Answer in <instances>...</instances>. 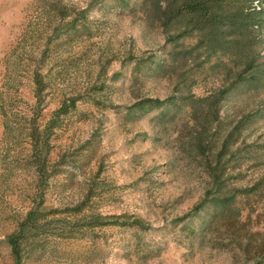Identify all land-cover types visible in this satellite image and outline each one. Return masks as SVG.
Here are the masks:
<instances>
[{
	"label": "rangeland",
	"instance_id": "374dc122",
	"mask_svg": "<svg viewBox=\"0 0 264 264\" xmlns=\"http://www.w3.org/2000/svg\"><path fill=\"white\" fill-rule=\"evenodd\" d=\"M140 2L0 0V264L264 261V79L229 94L204 152L197 149L201 127L187 108L168 123L155 119L156 110L127 117L141 100L178 95L173 78L137 65L168 60L172 47ZM74 23L78 30L69 31ZM196 41L186 39L183 49ZM259 62L264 71V58ZM222 64L234 66L223 54L201 67L189 60L192 93L226 87ZM35 71L45 90L37 91ZM72 99L76 106L61 115L49 148L60 173L49 169L40 179L28 158V130L34 120L43 130ZM231 134L221 180L235 196L234 209L215 217L210 205L180 221L211 197L210 164ZM33 208L47 217L36 238L44 247L23 250L19 262L8 236ZM135 219L151 228L132 225Z\"/></svg>",
	"mask_w": 264,
	"mask_h": 264
},
{
	"label": "trees",
	"instance_id": "16d2710c",
	"mask_svg": "<svg viewBox=\"0 0 264 264\" xmlns=\"http://www.w3.org/2000/svg\"><path fill=\"white\" fill-rule=\"evenodd\" d=\"M129 1L131 0H120V6H129ZM139 6L146 14L160 22L168 34L172 47L168 51V60L138 59L137 65L140 68L148 66L155 76L173 78L174 90L178 95L165 100L158 98L141 100L128 107L126 115L127 117L142 116L156 110L159 113L155 119L160 123H168L175 120L187 108L192 113V118L201 127L198 133L197 149L204 152L210 137H207L209 126L218 120L222 104L229 94L239 86H255L264 79V71L259 69L262 67L259 60L264 58L262 54L264 0H141ZM83 14L82 19H85V13ZM78 28V25L74 23L68 30L77 31ZM193 37L197 40L196 43L183 49V41ZM222 54L229 57L234 64L233 67L229 64L218 65L226 71L228 85L218 92L203 97L193 94L192 87L195 79H192L191 72L186 69L188 61L193 60L197 67H201L212 57ZM201 56H204L203 61H199ZM34 79L37 91L45 90L46 82L38 71H35ZM75 106L76 99L66 101L43 130L39 129L40 124H37L35 120L32 122L31 129L28 130L32 148L28 158L40 179L43 174L49 173V169L54 170L53 175L60 173L55 169V163L51 158L49 150L51 138L54 128L59 126L58 120L61 115L68 114ZM235 139L233 134L229 135L222 144L217 159L213 162L214 165L210 164L209 174L214 183V190L207 194L211 197H206L180 221L189 219L190 222L200 217L201 211L210 205L214 206L217 212L215 217L227 216L232 212L235 196L228 194V186L221 179L225 171L222 159L230 153L231 143H234ZM42 212L40 208L31 209L16 232L8 236V243L16 261L22 260L23 250L34 252L44 247L43 240L36 239L47 221V217ZM100 218L101 216L94 217L92 224H98ZM132 225H138L141 229L151 228L140 219H135ZM259 264H264V261Z\"/></svg>",
	"mask_w": 264,
	"mask_h": 264
}]
</instances>
